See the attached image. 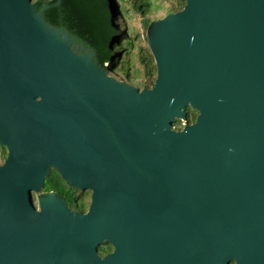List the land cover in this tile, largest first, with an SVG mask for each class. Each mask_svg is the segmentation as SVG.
Listing matches in <instances>:
<instances>
[{
  "label": "water",
  "instance_id": "95a60500",
  "mask_svg": "<svg viewBox=\"0 0 264 264\" xmlns=\"http://www.w3.org/2000/svg\"><path fill=\"white\" fill-rule=\"evenodd\" d=\"M46 10L0 0V264H264V0L132 16L150 89ZM52 169L92 193L86 214L43 193Z\"/></svg>",
  "mask_w": 264,
  "mask_h": 264
},
{
  "label": "trees",
  "instance_id": "16d2710c",
  "mask_svg": "<svg viewBox=\"0 0 264 264\" xmlns=\"http://www.w3.org/2000/svg\"><path fill=\"white\" fill-rule=\"evenodd\" d=\"M36 11L44 7L43 17L46 23L56 29H62L74 39L73 49L79 54L95 53L94 62L101 69H108L123 75L130 84L138 88H152L157 79V64L148 45H143L140 35L131 30L132 16L142 18L143 28L147 31L152 20L151 15L181 11L186 0H33ZM60 2V3H59ZM59 3V4H58ZM119 3V4H118ZM168 3L169 5H166ZM164 16V17H165ZM122 29L123 32L119 30ZM198 113L188 110V122L194 124ZM182 129V124L177 126ZM8 151L0 145V166L7 159ZM44 193L55 192L64 199L73 210H85V204H79L78 190L69 186L56 170H51L45 179ZM113 250L104 246L100 255Z\"/></svg>",
  "mask_w": 264,
  "mask_h": 264
},
{
  "label": "flooded vegetation",
  "instance_id": "af4514ba",
  "mask_svg": "<svg viewBox=\"0 0 264 264\" xmlns=\"http://www.w3.org/2000/svg\"><path fill=\"white\" fill-rule=\"evenodd\" d=\"M53 170V169H52ZM44 193V192H43ZM55 193V192H54ZM57 195V194H56ZM91 195H92V193L90 192V191H87V192H81V191H79L78 190V194H77V201H78V203L79 204H85V210L83 211V210H78V211H76V210H73V209H71L68 205V208H70L71 210H73V211H76V212H80V213H84V214H86L88 211H89V207H90V204H91ZM58 196V195H57ZM58 197H60V196H58ZM61 198V197H60ZM62 199V198H61ZM62 200H64V199H62ZM65 201V200H64ZM66 202V201H65ZM67 204V203H66ZM114 251V249L111 251V252H109V253H107L106 255H101L102 257H105V256H107L108 254H111L112 252Z\"/></svg>",
  "mask_w": 264,
  "mask_h": 264
}]
</instances>
